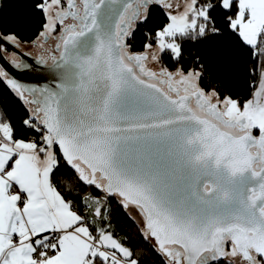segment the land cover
<instances>
[{"label":"snow or ice","instance_id":"6c2138e0","mask_svg":"<svg viewBox=\"0 0 264 264\" xmlns=\"http://www.w3.org/2000/svg\"><path fill=\"white\" fill-rule=\"evenodd\" d=\"M17 2L40 55L0 62L45 82L0 63V264H264V0Z\"/></svg>","mask_w":264,"mask_h":264},{"label":"trees","instance_id":"16d2710c","mask_svg":"<svg viewBox=\"0 0 264 264\" xmlns=\"http://www.w3.org/2000/svg\"><path fill=\"white\" fill-rule=\"evenodd\" d=\"M153 19L154 21L162 20L159 10L153 13ZM0 30L5 34L9 31H16L21 41L27 43L28 41L35 40L34 33L38 30V22L30 20L26 7L18 3L17 0H7L3 13H0ZM222 55L227 56L228 53H223ZM242 69L243 65L239 62L237 63L236 71H233L231 68L226 71L224 68L215 65L210 66V71L218 72L233 84H239L237 88V94L239 95L247 92L246 86L243 83H239L243 79ZM4 95L8 97L6 90ZM7 103L10 110L16 113L15 119H21L24 115V109L19 101L8 97Z\"/></svg>","mask_w":264,"mask_h":264},{"label":"water","instance_id":"95a60500","mask_svg":"<svg viewBox=\"0 0 264 264\" xmlns=\"http://www.w3.org/2000/svg\"><path fill=\"white\" fill-rule=\"evenodd\" d=\"M9 51L12 52V50L10 49ZM21 51V50H20ZM23 52V51H21ZM30 53H28V55L25 57V59L29 62V63H34V58L29 55ZM10 58H15L13 55L12 56H8ZM8 59V58H7ZM9 60V59H8ZM0 63H4L5 67H9V70L21 81L24 82H28V83H36V82H40V83H44V79L42 78V76L37 75L33 72H22V71H18L16 69H12L10 68V66L7 64L6 61L0 62Z\"/></svg>","mask_w":264,"mask_h":264},{"label":"rangeland","instance_id":"374dc122","mask_svg":"<svg viewBox=\"0 0 264 264\" xmlns=\"http://www.w3.org/2000/svg\"><path fill=\"white\" fill-rule=\"evenodd\" d=\"M22 49L26 51L27 53H30L32 55H37L40 52V49L36 47L34 44H22ZM12 56V54H10Z\"/></svg>","mask_w":264,"mask_h":264},{"label":"flooded vegetation","instance_id":"af4514ba","mask_svg":"<svg viewBox=\"0 0 264 264\" xmlns=\"http://www.w3.org/2000/svg\"><path fill=\"white\" fill-rule=\"evenodd\" d=\"M34 45H35V44H34ZM20 50L23 51V52H26V51H24V50L22 49V46L20 47ZM26 53H27V52H26ZM10 54H12L11 51L5 53L6 57H7L9 60H17V61L19 60V57H18V56H14L15 58H10V57H8V56H10ZM29 55H31L33 58H38L39 55H40V52H39L37 55H32V54H29Z\"/></svg>","mask_w":264,"mask_h":264}]
</instances>
